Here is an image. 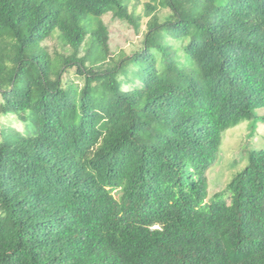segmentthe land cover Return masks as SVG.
Segmentation results:
<instances>
[{"label": "trees", "instance_id": "16d2710c", "mask_svg": "<svg viewBox=\"0 0 264 264\" xmlns=\"http://www.w3.org/2000/svg\"><path fill=\"white\" fill-rule=\"evenodd\" d=\"M132 1L0 0V264H264V148L206 177L264 121V0Z\"/></svg>", "mask_w": 264, "mask_h": 264}, {"label": "rangeland", "instance_id": "374dc122", "mask_svg": "<svg viewBox=\"0 0 264 264\" xmlns=\"http://www.w3.org/2000/svg\"><path fill=\"white\" fill-rule=\"evenodd\" d=\"M150 1H132L130 10L135 3L136 13L140 15L144 11L145 4ZM168 14V10L158 11L161 21H164ZM102 21L107 27L110 54L117 55L125 52L127 55H131L141 48L147 19L141 20L139 32H136L129 24L114 18L111 14L104 15ZM43 46L47 47L49 52L58 49L53 38L44 41ZM258 115L264 118V108L258 110ZM1 126L12 127L18 131L23 130V124L11 116L0 117ZM255 148H264V121L259 124L245 121L224 132L216 162L206 173L207 201L224 190L236 173L246 165L248 152Z\"/></svg>", "mask_w": 264, "mask_h": 264}]
</instances>
